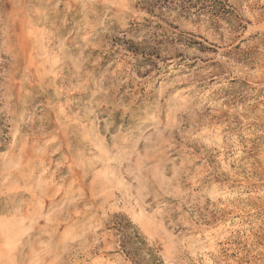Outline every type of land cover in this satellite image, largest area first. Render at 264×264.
<instances>
[{
  "label": "rangeland",
  "instance_id": "374dc122",
  "mask_svg": "<svg viewBox=\"0 0 264 264\" xmlns=\"http://www.w3.org/2000/svg\"><path fill=\"white\" fill-rule=\"evenodd\" d=\"M0 264H264V0H0Z\"/></svg>",
  "mask_w": 264,
  "mask_h": 264
}]
</instances>
